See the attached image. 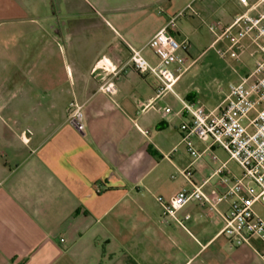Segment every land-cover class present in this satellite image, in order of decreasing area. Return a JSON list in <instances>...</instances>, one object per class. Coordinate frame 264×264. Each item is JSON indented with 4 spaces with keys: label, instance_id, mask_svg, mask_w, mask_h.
<instances>
[{
    "label": "crops",
    "instance_id": "crops-1",
    "mask_svg": "<svg viewBox=\"0 0 264 264\" xmlns=\"http://www.w3.org/2000/svg\"><path fill=\"white\" fill-rule=\"evenodd\" d=\"M214 3L0 0V264H264L258 239L229 247L221 234L230 210L222 175L241 168L195 136L200 154L190 155L179 132L180 98L220 105L228 90L205 74L227 64L218 53L200 62L180 23L173 35L192 49L174 92L156 97L157 78L129 60L131 45L156 65L147 42L170 16L187 5L212 15ZM231 3L223 27L247 10ZM71 102L81 105L82 131L67 121ZM198 186L203 204L190 200L177 220H161L158 197ZM253 208L264 217V204Z\"/></svg>",
    "mask_w": 264,
    "mask_h": 264
},
{
    "label": "built area",
    "instance_id": "built-area-1",
    "mask_svg": "<svg viewBox=\"0 0 264 264\" xmlns=\"http://www.w3.org/2000/svg\"><path fill=\"white\" fill-rule=\"evenodd\" d=\"M238 1L247 7L246 12L235 17L228 26H219L220 32L215 33V41L225 39L230 42V48L236 46L241 50L251 47L250 53L256 50L259 57L245 76L229 84L228 93L217 107L208 110L201 103L180 98L186 119L179 125V132L181 142L186 145L190 155L197 157L200 154L192 145L191 138L195 136L208 141L210 147H220L227 153L228 159L239 165L242 170L239 176L222 175L227 188L221 198L230 202V210L225 216L221 234L229 247L258 239L264 258V217L253 208L256 202L264 204V0H254L253 3ZM251 10L256 13H248ZM186 12L194 13L187 5L172 15L147 42L158 58L156 65L151 64L141 50L128 45L133 67L140 73H151L157 78L156 97L168 91L174 92V82L187 68L186 58L191 43L186 38L178 40L173 35L176 19ZM170 65H176V68L171 70ZM100 88L109 94L115 92L111 83L102 84ZM67 121L77 130H83L81 105L74 102L69 104ZM224 169L225 165L222 164L217 172L221 173ZM181 173L189 179V170ZM157 200L162 206L161 220L168 222L177 220L176 211L186 202L195 200L203 204L207 198L198 186L192 190L182 188L168 201L160 197Z\"/></svg>",
    "mask_w": 264,
    "mask_h": 264
},
{
    "label": "rangeland",
    "instance_id": "rangeland-1",
    "mask_svg": "<svg viewBox=\"0 0 264 264\" xmlns=\"http://www.w3.org/2000/svg\"><path fill=\"white\" fill-rule=\"evenodd\" d=\"M231 2L232 0H230L228 6L226 0H215V11L212 15L186 12L184 16H179L176 19V24H181L184 34L188 36L194 46V50L199 53L198 60L200 62L214 60L217 55L216 53H218L227 64V68L223 70H217L212 66L205 74V80L211 81V84L222 91L228 90V84L230 82L236 83L239 80V74L244 66H253L255 60L259 57V53L256 50L250 53L252 50L251 47L244 50L247 51V53L249 52V54L240 55L238 51L234 49L235 47L228 49V47H230V42L227 40L224 41L226 43L225 46H222L223 40L212 42L215 38V33L220 32L219 26L222 25V22H224L228 15L232 14L231 12L234 10V8L232 9ZM212 26L213 29L211 28ZM228 51H233L234 57L231 56V54H227Z\"/></svg>",
    "mask_w": 264,
    "mask_h": 264
}]
</instances>
